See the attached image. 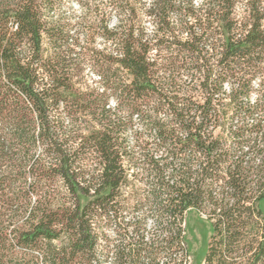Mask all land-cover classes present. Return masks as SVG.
I'll use <instances>...</instances> for the list:
<instances>
[{
    "label": "trees",
    "instance_id": "16d2710c",
    "mask_svg": "<svg viewBox=\"0 0 264 264\" xmlns=\"http://www.w3.org/2000/svg\"><path fill=\"white\" fill-rule=\"evenodd\" d=\"M262 203L264 0H0V264H264Z\"/></svg>",
    "mask_w": 264,
    "mask_h": 264
},
{
    "label": "rangeland",
    "instance_id": "374dc122",
    "mask_svg": "<svg viewBox=\"0 0 264 264\" xmlns=\"http://www.w3.org/2000/svg\"><path fill=\"white\" fill-rule=\"evenodd\" d=\"M200 3V0H197ZM61 13L69 18L72 22H76L79 16L81 15V9L72 3H65L61 7ZM116 20H111V26H114ZM146 28L150 32L152 30V26L149 23H146ZM97 47L103 46V41L101 39H97L96 41ZM88 79H95V75L92 71L87 70ZM263 216L258 217L260 220V224L264 222V203L261 205ZM145 209H141L135 212L133 215L127 216L125 222L130 220L131 218H138L141 216ZM212 222L207 219L206 215H201L195 211H191L187 216L186 221V242L183 248L188 252L187 254V262L186 264H205V257L208 251V246L211 243H216L219 240L217 236L215 240L212 241ZM147 228L153 230L154 222L152 220H148ZM110 237L114 239L113 233H109ZM174 257V255L172 256Z\"/></svg>",
    "mask_w": 264,
    "mask_h": 264
}]
</instances>
